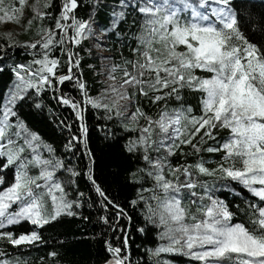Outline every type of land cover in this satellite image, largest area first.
<instances>
[{"label": "snow or ice", "instance_id": "6c2138e0", "mask_svg": "<svg viewBox=\"0 0 264 264\" xmlns=\"http://www.w3.org/2000/svg\"><path fill=\"white\" fill-rule=\"evenodd\" d=\"M248 5L249 0H93L96 18H81L80 0L31 5L0 0V22L25 31L35 25L39 37L21 42L7 32L0 44V72L14 78L0 104V246L44 244L46 226L80 218L100 227L90 238H99L103 264H133V216L94 171L97 153L86 120L91 108L116 129L106 131L104 139L116 143L126 137L121 152L137 162L129 177L139 188L126 203L140 207L144 223L137 221L136 231L146 232L145 225L158 230L162 243L147 250L149 255L181 253L200 264H264V12L258 35L252 21L256 6ZM88 38L100 47L112 40L131 53L120 51L117 62L113 45L111 55L96 57L101 68L90 67L104 78L96 95L81 70V46ZM12 49L32 59L9 66ZM66 85L76 95L65 92ZM49 93L74 113V133L72 124L60 121L69 131L63 147L70 157L87 159L85 172L30 127L31 118L43 116ZM189 94L198 98L195 106L186 100ZM202 152L220 153L214 168ZM177 154L183 163H173ZM57 173H68L69 185L83 175L92 195L84 200L77 189L70 198ZM202 176L242 186L250 197L246 207L232 210ZM86 203L100 205L95 222L78 211ZM240 212L245 219L234 222ZM0 264L25 262L0 251Z\"/></svg>", "mask_w": 264, "mask_h": 264}, {"label": "trees", "instance_id": "16d2710c", "mask_svg": "<svg viewBox=\"0 0 264 264\" xmlns=\"http://www.w3.org/2000/svg\"><path fill=\"white\" fill-rule=\"evenodd\" d=\"M61 0H54L55 3H59ZM93 0H80V7L78 8L76 15L81 18H88L91 15L96 18V9L91 7ZM29 5L33 3V0H28ZM255 5V12L252 16L253 30L259 35V16L261 12H264V0H249L248 7ZM29 16V10H25V17ZM247 19V18H246ZM26 23V19L23 21ZM48 23V21H45ZM13 34V38L21 42L29 39H38L35 35V25L32 30L25 31L23 27L19 25L18 29H8ZM98 34V33H97ZM6 36L0 35V44L5 42ZM106 43L109 47H100L96 43L95 38H88L84 41L82 47V72L83 79H85L89 85L90 94L96 95L99 89L102 87L103 77L97 75V72L90 67L95 66V69H100L103 61L97 59L99 55L108 56L111 55V46L114 45L118 54L123 51L124 55H131L127 47L121 48L120 44H115L112 40H107ZM11 59L8 60L9 66L13 62H28L32 59L30 55L24 53L22 49H12L9 52ZM12 74L8 71L0 72V104L3 103L5 94L9 87L13 83ZM71 85L64 87L65 92H69ZM70 95H76L74 92H69ZM188 103L195 106L198 103V98L193 95H186ZM44 103L46 108L43 116H36L30 119V127L37 131L41 138L47 143L51 144L57 149V155L61 156L65 160L71 159L72 164L76 166L78 172H85L87 169V159L78 160L76 157H70L69 153L64 149L63 145L66 142L69 131L64 128L60 123L64 120L66 123L72 124V132L76 131L78 122L75 119L74 113L68 106H58L55 100H51V94L45 96ZM51 109V112H49ZM153 112L156 109H151ZM28 108L24 109L27 113ZM103 113L97 112L95 109L89 108L86 112V120L90 126L92 142L90 147H93L97 153V160L94 165V171L103 181L106 187H109L111 193L118 197L122 204H125L129 209L130 214L133 216V230L130 232L129 247L131 251V260L133 264H200V262L194 260L191 257L184 256L181 253H161L158 257L149 255L147 250L155 249L160 243H162L157 235L158 230L152 225H145L147 231L140 233L135 230L139 224H143V216L140 212V207L132 209L131 205L126 203L135 198L138 184H134L129 177V170H134L137 166V162L130 160L126 154H122L120 145L124 143V139L118 140L116 143H112L111 137L104 139L106 131L116 130L113 128L111 122H107L102 118ZM142 122V121H141ZM107 125L104 128V125ZM103 128V130H101ZM224 130H220V135H224ZM121 133L117 131V136ZM219 138V137H218ZM209 143H212L209 141ZM185 151H189L188 146H185ZM48 153L44 152V156ZM79 155V153H78ZM199 155L203 156L209 163V167H215V161L218 159L220 153H207L202 152ZM189 162H194L195 156L187 157ZM173 163H183L184 159L177 154L172 158ZM35 171V170H34ZM59 179L68 184V188L71 191L72 197L77 189L84 193V200H88L92 193L89 192V186L86 181V177L83 175L78 177H72V181L69 185L68 173H57ZM7 176L11 178L12 171H7ZM200 179L207 180L211 193L215 198L224 200L231 205V209L234 210L236 205H240L241 208L246 207L249 195L241 191L242 186L236 184L234 181H230L226 178L220 177H200ZM227 185V187H225ZM244 203H241V202ZM90 202V201H89ZM207 202V201H206ZM100 205L97 203L94 207H89L88 204H84L78 211L84 215H91L93 222H95L97 216L102 213H98L97 209ZM245 219L243 212H240L234 219ZM25 227H27L25 225ZM19 230V229H18ZM95 231L99 233L100 227L97 226L93 229L91 224L81 220L80 218L64 217L60 222H53L51 225L46 226L42 231V235L46 243H37L34 246H21L19 249H12L11 247L4 248L0 246V251H7L9 257L20 258L25 264H103L104 253L101 250L99 244V238L92 239L91 234ZM88 232V236H82L81 233ZM110 235V234H109ZM55 250L59 255L52 257L50 252Z\"/></svg>", "mask_w": 264, "mask_h": 264}, {"label": "rangeland", "instance_id": "374dc122", "mask_svg": "<svg viewBox=\"0 0 264 264\" xmlns=\"http://www.w3.org/2000/svg\"><path fill=\"white\" fill-rule=\"evenodd\" d=\"M9 28L18 29L19 28V25L16 24V23H12V22H9V23L0 22V35H4L5 36V34L7 32H9V30H8ZM43 155H44V153H43ZM65 185L67 186V191L69 192V197L72 198L71 191L68 188V184L65 183Z\"/></svg>", "mask_w": 264, "mask_h": 264}]
</instances>
